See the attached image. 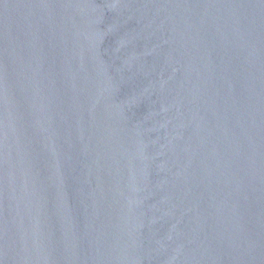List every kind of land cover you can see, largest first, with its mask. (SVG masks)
I'll return each mask as SVG.
<instances>
[{
  "label": "water",
  "instance_id": "1",
  "mask_svg": "<svg viewBox=\"0 0 264 264\" xmlns=\"http://www.w3.org/2000/svg\"><path fill=\"white\" fill-rule=\"evenodd\" d=\"M0 264H264V0H0Z\"/></svg>",
  "mask_w": 264,
  "mask_h": 264
}]
</instances>
